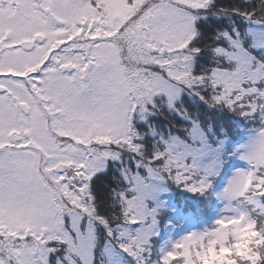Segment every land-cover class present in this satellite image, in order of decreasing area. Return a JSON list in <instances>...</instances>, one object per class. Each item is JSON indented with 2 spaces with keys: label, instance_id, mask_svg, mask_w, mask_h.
Returning a JSON list of instances; mask_svg holds the SVG:
<instances>
[{
  "label": "snow or ice",
  "instance_id": "1",
  "mask_svg": "<svg viewBox=\"0 0 264 264\" xmlns=\"http://www.w3.org/2000/svg\"><path fill=\"white\" fill-rule=\"evenodd\" d=\"M234 159L212 228L158 246ZM153 257L264 264V0H0V264Z\"/></svg>",
  "mask_w": 264,
  "mask_h": 264
},
{
  "label": "trees",
  "instance_id": "2",
  "mask_svg": "<svg viewBox=\"0 0 264 264\" xmlns=\"http://www.w3.org/2000/svg\"><path fill=\"white\" fill-rule=\"evenodd\" d=\"M218 115H223V120L221 123L230 125L231 135L234 137V142L236 144H240L245 139V133L248 130H251V128L255 127V125L244 121L242 117L233 116L231 113ZM235 162L236 159L229 163L225 171L221 173L216 182L213 184L212 188L204 196H199L177 189L176 192L173 193L174 196H176V193H178L176 198L173 199L174 205L183 214H193V216L196 217L195 219L198 221L199 225H212L216 219L217 210L220 203L218 196L220 195L226 178L228 177L229 172L233 169ZM191 209H195L196 212L194 213L191 211ZM166 216L168 218L164 219L163 221V225L165 226L167 222L173 221L171 220L172 214L170 212L166 211ZM165 234L164 227L160 233V237L156 241L158 246L162 244ZM155 259L156 257H153V264H155Z\"/></svg>",
  "mask_w": 264,
  "mask_h": 264
},
{
  "label": "rangeland",
  "instance_id": "3",
  "mask_svg": "<svg viewBox=\"0 0 264 264\" xmlns=\"http://www.w3.org/2000/svg\"><path fill=\"white\" fill-rule=\"evenodd\" d=\"M252 129L248 130L245 133V139L240 143V144H244L247 142L248 138L250 135H252ZM247 168V163L245 161H242L240 159H236V162L234 164L233 169L229 172L228 177L226 178V181L224 183L223 188L226 186L228 180L231 178V175L238 170H244ZM222 188V190H223ZM221 190V192H222ZM224 205L220 202L219 206H218V210H217V215H216V219L218 218V216L221 214L222 209H223ZM168 211L172 214V218L171 222H167L166 223V227H165V238L163 240L166 241L168 239H171L173 241L178 242L179 240H181L184 236L190 234L191 232H202L205 229H211L212 226L215 223H212V225H208V224H202L199 225L198 221L195 218H191L194 217L193 214L191 213H187V214H183L181 213L178 208L174 205L173 201L171 202V206L169 208L165 209V212ZM162 242V243H163ZM162 245V244H161Z\"/></svg>",
  "mask_w": 264,
  "mask_h": 264
}]
</instances>
